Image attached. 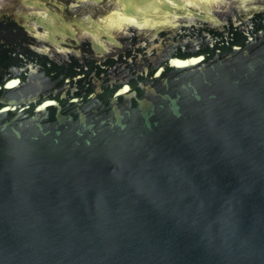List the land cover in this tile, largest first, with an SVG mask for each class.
<instances>
[{
    "label": "water",
    "instance_id": "1",
    "mask_svg": "<svg viewBox=\"0 0 264 264\" xmlns=\"http://www.w3.org/2000/svg\"><path fill=\"white\" fill-rule=\"evenodd\" d=\"M123 1L0 0V264H264V0Z\"/></svg>",
    "mask_w": 264,
    "mask_h": 264
},
{
    "label": "flooded vegetation",
    "instance_id": "2",
    "mask_svg": "<svg viewBox=\"0 0 264 264\" xmlns=\"http://www.w3.org/2000/svg\"><path fill=\"white\" fill-rule=\"evenodd\" d=\"M79 1H81L82 4L74 8L70 7L72 0H52L51 3V7L53 9H56L54 5L57 2H61V3L65 2L66 5L64 8L65 12H63V18H62L63 21H59L58 25H61L62 26L61 29L72 36L79 35V33L82 31L90 30L92 26L88 25L85 20L92 19V21L96 22L99 15H103L106 13L104 8L106 6H109L108 4H111V2L112 3L114 2V0H106V2L104 3H102L103 0H79ZM149 1L151 2V0H124L123 1L124 4L122 3L123 4L122 8L128 11H132L135 14L165 12L171 15L172 17L183 16L184 13L190 11L191 14H189L188 16L196 20L199 24H201L200 21L206 19L205 17H207L209 12V7L207 4L205 5L204 3L203 4L193 3L191 0H152L154 2L151 3V5H149L150 3ZM148 10L150 11L147 12ZM220 13L221 11L218 8H216L215 11L213 10L211 11V14L214 16V18H217L216 20L219 21L221 19ZM73 23H76L75 27L72 26ZM80 23L83 25L84 27L83 29L80 28ZM47 25L51 27L54 26V24H52L51 21H48ZM63 25H70L72 27H70V29H64ZM131 40H133V38Z\"/></svg>",
    "mask_w": 264,
    "mask_h": 264
}]
</instances>
